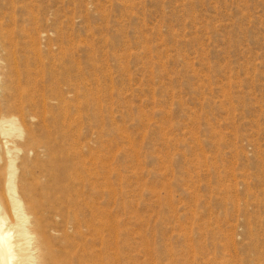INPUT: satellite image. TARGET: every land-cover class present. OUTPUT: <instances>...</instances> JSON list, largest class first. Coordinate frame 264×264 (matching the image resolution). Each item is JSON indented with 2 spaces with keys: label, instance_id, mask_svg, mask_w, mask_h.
I'll list each match as a JSON object with an SVG mask.
<instances>
[{
  "label": "rangeland",
  "instance_id": "374dc122",
  "mask_svg": "<svg viewBox=\"0 0 264 264\" xmlns=\"http://www.w3.org/2000/svg\"><path fill=\"white\" fill-rule=\"evenodd\" d=\"M1 70L45 80L0 113L72 130L116 264H264V0H0Z\"/></svg>",
  "mask_w": 264,
  "mask_h": 264
},
{
  "label": "bare ground",
  "instance_id": "6f19581e",
  "mask_svg": "<svg viewBox=\"0 0 264 264\" xmlns=\"http://www.w3.org/2000/svg\"><path fill=\"white\" fill-rule=\"evenodd\" d=\"M22 75L1 70L0 85L27 77L43 99L45 80ZM45 126L17 143L24 134L17 117L0 113V264H116L115 226L96 201L93 161L71 129Z\"/></svg>",
  "mask_w": 264,
  "mask_h": 264
}]
</instances>
